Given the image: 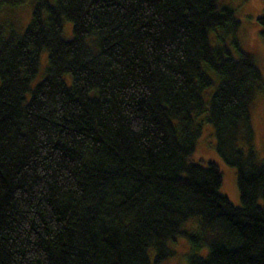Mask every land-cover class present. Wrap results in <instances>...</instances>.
<instances>
[{
	"label": "trees",
	"instance_id": "trees-1",
	"mask_svg": "<svg viewBox=\"0 0 264 264\" xmlns=\"http://www.w3.org/2000/svg\"><path fill=\"white\" fill-rule=\"evenodd\" d=\"M218 1L35 0L23 32L0 35V264H164L177 237L187 264H264L249 115L261 74L209 43L239 27ZM257 22L264 39V0ZM205 110L238 206L215 163L190 160Z\"/></svg>",
	"mask_w": 264,
	"mask_h": 264
},
{
	"label": "rangeland",
	"instance_id": "rangeland-1",
	"mask_svg": "<svg viewBox=\"0 0 264 264\" xmlns=\"http://www.w3.org/2000/svg\"><path fill=\"white\" fill-rule=\"evenodd\" d=\"M52 3L53 0H48ZM35 0H19L15 5L3 4L0 1V35L6 37L9 30L16 34H21L26 27ZM219 6H227L233 9L234 16L239 22V27L235 35L222 37L223 31L216 28L208 34L211 45L224 44L233 57H236L237 48L252 56L256 68L261 74V84L256 90L253 100L249 106L250 122L252 127V148L258 159L264 161V39L260 36V26L257 18L262 14L263 0H219ZM62 37L65 40L71 37V23L62 21ZM218 38L222 39L219 40ZM235 41L236 46L231 42ZM46 66V52L41 53L39 59V71L31 81L34 85L44 73ZM211 84L203 92V100L207 110L208 100L218 82L213 71L208 70ZM203 111L196 116V122L201 125V131L196 138L194 150L190 160L200 164L213 162L216 164L221 174V184L219 193L225 196L234 205H239V196L236 186L235 169L227 165L215 150V138L212 125L206 121L207 111ZM238 144L247 148L245 142ZM197 225L196 218H189L185 224V229H194ZM174 251L173 256L167 259L164 264H187L185 256L188 252V242L184 237H177L176 241L170 244ZM207 250L206 245H202L199 254L204 255Z\"/></svg>",
	"mask_w": 264,
	"mask_h": 264
}]
</instances>
